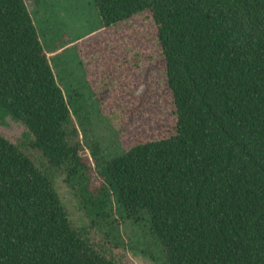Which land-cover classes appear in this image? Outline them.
<instances>
[{"label":"trees","instance_id":"obj_1","mask_svg":"<svg viewBox=\"0 0 264 264\" xmlns=\"http://www.w3.org/2000/svg\"><path fill=\"white\" fill-rule=\"evenodd\" d=\"M93 2L102 28L150 14L173 133L104 161L105 183L90 192L66 131L72 99L47 57L60 47L45 51L25 0H0V121L26 126L85 209L106 217L114 202L126 219L145 217L166 264H264V0ZM0 264H119L72 226L50 178L2 135Z\"/></svg>","mask_w":264,"mask_h":264},{"label":"rangeland","instance_id":"obj_2","mask_svg":"<svg viewBox=\"0 0 264 264\" xmlns=\"http://www.w3.org/2000/svg\"><path fill=\"white\" fill-rule=\"evenodd\" d=\"M25 2L45 51L60 47L47 57L65 97L71 96L66 131L86 161V186L94 193L105 183L104 161L134 144L173 133L175 108L154 23L144 12L102 28L93 0ZM0 135L50 178L72 226L95 250L119 264H166L145 217L126 219L114 202L106 217L85 209L77 185L65 182L66 169L50 165L31 145L33 137L22 122L5 117Z\"/></svg>","mask_w":264,"mask_h":264}]
</instances>
